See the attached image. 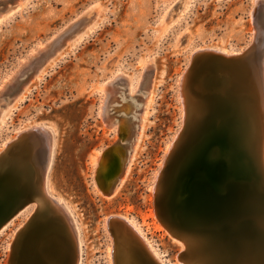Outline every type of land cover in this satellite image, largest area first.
I'll return each mask as SVG.
<instances>
[{
    "label": "rangeland",
    "instance_id": "374dc122",
    "mask_svg": "<svg viewBox=\"0 0 264 264\" xmlns=\"http://www.w3.org/2000/svg\"><path fill=\"white\" fill-rule=\"evenodd\" d=\"M255 5L256 0H0V155L22 131L41 125L50 130L45 190L73 215L80 264H112L110 215L135 219L167 264H192L181 254L185 242L169 234L155 207L157 176L183 126L180 78L198 49L242 51L255 26L264 37V22L254 21ZM123 94L136 99L134 128L138 132L142 121L143 134L125 180L107 195L104 174L115 158L112 152L100 156L120 139L118 154L129 150L136 135L119 129L120 112L130 111ZM252 114L251 123L257 118ZM36 206L30 203L1 231L0 264L9 263L11 244Z\"/></svg>",
    "mask_w": 264,
    "mask_h": 264
},
{
    "label": "water",
    "instance_id": "95a60500",
    "mask_svg": "<svg viewBox=\"0 0 264 264\" xmlns=\"http://www.w3.org/2000/svg\"><path fill=\"white\" fill-rule=\"evenodd\" d=\"M255 29L242 51L193 52L180 78L183 126L156 186L158 218L186 245L198 246L204 264H264V37ZM248 113L257 115L255 123ZM112 148L102 157H110ZM7 157L12 162L0 186V230L37 203L11 244L8 264H28L29 246L38 247L33 264H77L71 217L45 190L50 130L41 125L22 131L0 160ZM106 228L112 264H161L124 217L110 215ZM34 232L35 243L29 240Z\"/></svg>",
    "mask_w": 264,
    "mask_h": 264
},
{
    "label": "bare ground",
    "instance_id": "6f19581e",
    "mask_svg": "<svg viewBox=\"0 0 264 264\" xmlns=\"http://www.w3.org/2000/svg\"><path fill=\"white\" fill-rule=\"evenodd\" d=\"M256 8L254 7V12H255V17H254V19H256V21H255V23L257 24V22L258 21H261V22H264V0H256ZM210 49V48H209ZM220 51V50H219ZM222 52H224V53H227V54H229V53H231V51L229 52L228 50H225V51H222ZM233 53V52H232ZM236 53V52H235ZM143 83V82H142ZM119 92V91H118ZM117 92V93H118ZM129 92V91H128ZM127 92V93H128ZM125 94H123V95H121L122 96V101L123 102H127L128 100V102L130 103L128 106H126L124 103H123V105L124 106H126L130 111L129 112H125L127 109H125V111H122V112H120L121 113V116L122 117H124L123 118V120L121 121V122H118L119 123V129H120V131H123L124 132V134L126 133L127 135H128V137L129 136H131L132 134H133V132L135 131L136 132V130H135V128L134 127H136V126H134V117H136V116H134L133 115V111H132V109H133V107H137L138 105H137V102H136V99L134 100L129 94H126L125 95V97H123ZM114 98V97H113ZM112 98V100H114ZM116 99L117 98H115V101H116ZM119 99V100H120ZM116 102H120V101H116ZM114 103V102H113ZM113 103H110L109 102V104H113ZM107 104V103H106ZM116 103H114L113 105H115ZM117 105H118V103H117ZM122 105V104H121ZM117 107H119V106H117ZM123 107V106H122ZM109 108V107H108ZM113 108V107H112ZM136 109V108H135ZM241 110V109H240ZM254 110V109H253ZM106 111V110H105ZM120 111V110H119ZM255 111V110H254ZM109 112V111H108ZM142 112H143V109H142ZM0 113H1V109H0ZM113 113V112H112ZM252 114V113H251ZM250 114V115H251ZM111 115L112 114H108V117L109 118H111ZM117 115V114H116ZM253 115V114H252ZM251 115V116H252ZM256 117V116H255ZM141 119V118H140ZM255 121V120H254ZM142 123V121L140 122V124H139V126H138V132H136V135L134 136V141L132 142V140H131V147H130V149L129 150H126V149H124V151L121 153V154H118V152H119V150H117V148H123V146H124V144H123V142H122V139H120V141L119 142H117L115 145H113V148H112V150H111V152H112V154H113V156H114V158H115V161H113V163H112V165L109 167V168H107L106 170H105V176L104 177H106V192L108 193L107 195H110V194H112V193H114V192H116L118 189H119V187H120V185L123 183V181L125 180V178H126V176H127V174L129 173V170H130V168H131V165H132V161H133V159H134V157H135V150H136V147H137V145H138V143H139V141H140V139H141V137H142V134H143V123ZM112 125H114V124H112ZM34 127H36V126H34ZM33 128V127H32ZM31 129V128H30ZM24 132V131H23ZM21 134V133H20ZM32 138V137H31ZM177 139V138H176ZM31 141H33V142H37V144H39V143H43L44 142V139L43 140H39V139H34V138H32L31 139ZM122 142V143H121ZM128 142V141H127ZM29 143H30V141H29ZM174 144V143H173ZM172 144V145H173ZM8 145V144H7ZM118 145V146H117ZM120 145V146H119ZM171 147V149H172V146H170ZM115 148V149H114ZM121 148V149H122ZM120 149V150H121ZM170 149V150H171ZM170 150L168 151V152H170ZM23 153V150L21 149V151H20V154L21 155H23L22 153ZM25 152H26V149L24 148V154H25ZM117 152V153H116ZM168 152H167V154H168ZM120 153V152H119ZM111 154V155H112ZM118 155H120L121 156V158H120V156H118ZM28 156V155H27ZM100 157H102V156H100ZM102 159V158H101ZM99 161H102V160H99ZM12 161H11V159L10 158H4V159H1L0 160V186H3V183H4V177H5V175H7L8 174V170H7V167L9 166V164L11 163ZM112 162V161H111ZM103 165V164H102ZM101 166V165H100ZM103 167V166H102ZM104 173V172H103ZM160 174H161V172H160ZM158 177H160V176H157V178ZM49 180V179H48ZM105 182V181H104ZM157 185L156 186H158V184H159V180L157 181V183H156ZM49 188V187H48ZM155 188V187H154ZM154 190H156V189H154ZM112 195H114V194H112ZM54 197V196H53ZM36 198L37 199H40V195L39 194H36ZM57 199V198H56ZM58 201H60V202H62L61 201V199L60 200H58ZM67 206V205H66ZM65 206V208H66V210H67V213L70 215V219H71V224L73 223V225H72V229H73V232H74V235H75V242H76V244H77V247H78V250H79V244H80V240H79V238H78V235H79V231H78V229H77V227H76V224H75V222H74V218H73V215H72V213H71V211L69 210V208L68 207H66ZM121 216V215H120ZM126 220H127V224L132 228V230L134 231V233L135 234H137L146 244H147V246L149 247V249H150V251L152 252V254L155 256V258L161 263V264H167L165 261H164V259H163V257H162V255L160 254V252H159V250H157V248L154 246V244L145 236V234H144V232H143V230H142V228H141V225L135 220V219H133V218H131V217H124ZM13 220V219H12ZM161 222V221H160ZM162 223V222H161ZM163 224V223H162ZM163 227H165V226H163ZM5 228V226L0 230V233H1V231L3 230ZM46 228L47 227H43V231H45L46 230ZM3 232V231H2ZM170 232V231H169ZM169 234H171L173 237H174V239H176V241H178V242H182L183 244H184V242L181 240V239H179L178 237H176V236H174L173 235V233H169ZM33 242L35 243L37 240H38V235H37V232H34L33 234ZM31 240V241H32ZM34 243H33V245H34ZM185 245V249L182 251V257L183 258H188V259H190V261H191V263L192 264H204V260L202 261L201 260V258H203L202 256V254L200 253V251H199V247L198 246H196L194 243L193 244H189V245H186V244H184ZM83 247V246H82ZM37 251L38 252V247L36 248V246H31V249H30V251H29V254H28V259H29V257H30V264H33L34 262H35V259H34V251ZM83 250V249H82ZM28 251V250H27ZM197 254V255H196ZM183 264H188V262H186L184 259H183ZM77 264H80V261H79V259H78V261H77Z\"/></svg>",
    "mask_w": 264,
    "mask_h": 264
}]
</instances>
